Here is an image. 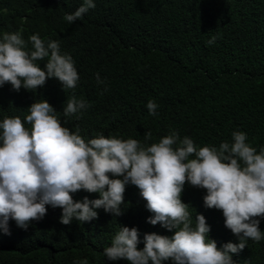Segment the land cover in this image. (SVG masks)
<instances>
[{"label":"trees","instance_id":"obj_1","mask_svg":"<svg viewBox=\"0 0 264 264\" xmlns=\"http://www.w3.org/2000/svg\"><path fill=\"white\" fill-rule=\"evenodd\" d=\"M83 0H0V36L22 30L29 37L59 41L61 51L75 61L80 76L77 87L65 92L49 78L35 92L0 87V121L19 116L26 127L29 106L48 100L57 116L85 139L101 134L134 138L150 146L175 131L197 147H219L231 142L234 131L247 134V143L264 148V0H94L96 6L73 23L64 20ZM215 43L209 45L211 37ZM41 63V67L45 62ZM100 74L102 84L96 81ZM106 89V90H105ZM75 95L90 104L77 118H65L63 107ZM155 101L157 115L147 103ZM152 138L145 140V132ZM79 191L75 200L98 198ZM206 191L185 184L182 200L190 204L195 224L202 213L211 226L209 238L219 248L239 239L225 226L222 211L204 206ZM45 217L27 230L9 221L11 234L0 230V264H127L104 255L123 226L140 232L171 236L153 215L139 189L126 187L124 214L114 217L102 208L99 218L70 225L60 222L62 209L48 205ZM264 233V218L259 225ZM234 264H264V239H249ZM164 264H171L170 261Z\"/></svg>","mask_w":264,"mask_h":264},{"label":"clouds","instance_id":"obj_2","mask_svg":"<svg viewBox=\"0 0 264 264\" xmlns=\"http://www.w3.org/2000/svg\"><path fill=\"white\" fill-rule=\"evenodd\" d=\"M94 0L82 4L64 20L73 23L95 8ZM217 37L208 41L211 45ZM22 30L0 36V87L10 84L35 92L49 78L58 80L65 92L80 80L73 57L61 51L59 41L29 37ZM45 62L41 67V63ZM98 84L104 83L96 74ZM106 90V89H105ZM149 114L157 115L158 105L147 103ZM90 104L75 95L63 107L65 118H79ZM26 127L19 116L0 121V230L10 235L9 221L27 230L32 221L42 220L48 205L62 209L60 222L85 223L99 218L98 209L114 217L124 214L126 187L139 189L152 225L160 224L173 235L145 233L144 247L139 229L123 226L104 249L108 260L127 264H234L232 255L241 252L249 239H264L259 225L264 218V148L259 152L247 143V134L234 131L231 142L219 147H197L192 138L175 131L159 142L145 146L134 138L85 139L79 129L64 126L54 106L44 99L29 106ZM152 138L145 132V140ZM206 191L204 206L220 210L225 226L239 239L223 248L209 238L211 226L202 213L195 224L190 204L182 200L185 184ZM79 191L98 193V198L75 200ZM77 264H88L87 260Z\"/></svg>","mask_w":264,"mask_h":264}]
</instances>
